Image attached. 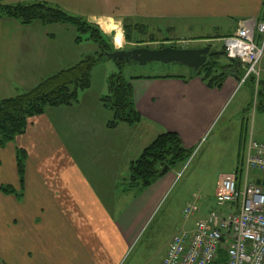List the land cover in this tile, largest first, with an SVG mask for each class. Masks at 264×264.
Returning a JSON list of instances; mask_svg holds the SVG:
<instances>
[{"label":"crops","instance_id":"obj_1","mask_svg":"<svg viewBox=\"0 0 264 264\" xmlns=\"http://www.w3.org/2000/svg\"><path fill=\"white\" fill-rule=\"evenodd\" d=\"M41 1L86 18L95 17L105 29L112 20L143 21L161 30L177 31L183 38L206 42L215 50L225 49L224 39L232 36L242 21L264 20V0ZM52 27L68 28L40 22L23 25L13 18L0 20V101L32 89L86 55L78 50L82 44L76 43L75 30L61 39ZM174 65L188 73L131 77L135 104L142 115L139 123L109 128L112 116L103 111L101 101L87 100L91 91L87 90L79 102L49 108L45 114L31 118L26 132L14 141L4 146L0 142V264L123 262L176 175L167 172L143 192L133 194L118 212L116 201L107 202L113 198L111 190L126 183L131 163L163 132H176L187 148H197L234 99L245 69H232L221 88H211L201 77L192 76L193 68ZM259 81L264 82V56ZM247 85L243 107L251 104L254 89H258L253 83ZM56 116L63 119L58 121ZM260 132L263 136L264 130ZM261 136L256 132L252 138L264 142ZM19 148L27 153L23 185L17 161ZM88 157L92 161L87 164ZM259 177L255 174L252 179ZM5 186L14 191H4ZM210 211L200 208L187 229L192 230ZM176 232L169 234L156 264L162 263Z\"/></svg>","mask_w":264,"mask_h":264},{"label":"rangeland","instance_id":"obj_2","mask_svg":"<svg viewBox=\"0 0 264 264\" xmlns=\"http://www.w3.org/2000/svg\"><path fill=\"white\" fill-rule=\"evenodd\" d=\"M85 20L88 21V18ZM91 24L98 26L100 30L104 28L96 22ZM123 25L125 43L124 47L119 49L130 50L138 47L156 49L166 46L201 48L210 46V53L223 51L215 50L211 45L206 44V42L197 41L198 39L196 38H183L184 36L177 31L172 32L167 28L161 30L153 23L143 21L134 22L130 19H124ZM66 26L70 29H64L67 30L65 32L61 27H52L54 28L53 32L55 34L57 33L61 39L63 37H70L71 30H75V28L70 25ZM102 32L110 40L111 45H113V38L116 35V30H112L108 33L106 31ZM256 36L258 37L257 33ZM61 44L64 45V42L61 41L60 45ZM80 44L82 45L78 47V50H83L86 55L94 53L99 49L98 45L90 40H84ZM113 49L118 50L115 47H113ZM219 64L232 65L231 60L226 56L220 58ZM178 66L179 65H174V63H162L158 61L142 65L136 61H132L125 64L123 74L126 78L130 79L133 76L147 73H188L184 68ZM118 72L119 65L115 59L106 58L98 63L92 72L91 87L88 89L91 91H88L90 93H88L87 100L91 102L99 100L103 103L102 99L109 94V78L111 75ZM246 84L248 83H243L240 86L238 85L239 88L234 95V99L231 100L226 109L220 113L205 140L195 148V152L190 160L185 163L177 164L168 170V172H175L176 179L174 184L149 220L143 225L135 243L130 247V250L121 264H156L163 255L161 251L171 231L179 232L183 229H187V224L191 223L199 214L198 211L191 218H184L183 209L189 203H195L198 205L199 209L201 208L206 211L213 209L226 212L230 210L227 207H218L217 205L216 190L218 183L224 174L233 172L244 166L250 138L253 136V133L256 132L261 136L260 131L261 129L264 130V111H256L255 109L258 102V95L256 96L257 88L254 89L255 92L251 104L243 107V102L248 96L246 93ZM247 86L250 87L251 83ZM83 92L85 91L80 92L81 99ZM102 109L108 116H112V110L103 106ZM56 119L61 121L63 118L56 116ZM242 121H245L243 127L241 126ZM60 132L62 133L61 128ZM261 138L264 140V135L261 136ZM80 143L84 142L81 141ZM84 147L85 146H83V148ZM85 159L88 161L86 162L87 164L92 161L91 157ZM253 175H255V173L251 176ZM126 186L127 183H124L121 188L111 190L113 198H110L107 202L116 201V212L125 208L130 202L133 194H138L136 190H133L134 193L131 192L130 195H127L126 192H129V190L126 189ZM232 210L233 209L230 211Z\"/></svg>","mask_w":264,"mask_h":264},{"label":"trees","instance_id":"obj_3","mask_svg":"<svg viewBox=\"0 0 264 264\" xmlns=\"http://www.w3.org/2000/svg\"><path fill=\"white\" fill-rule=\"evenodd\" d=\"M4 18L16 19L23 25H31L35 22L44 25H70L76 31V43L80 44L84 40H90L97 44L99 49L85 55L76 63L47 76L32 89L1 100L0 142L2 146L24 134L31 118L45 114L49 108L70 106L79 102L80 92L91 87L92 72L95 66L107 58L106 52L114 51L110 40L98 26L89 24L84 16L68 12L57 4L41 0L16 3L0 0V20ZM224 56L228 57L225 49L221 52L210 53L207 62L192 76L201 77L211 88H221L232 69L240 70L244 66L243 77L246 73V66L240 60L229 57L231 66L220 65V58ZM116 61L119 65V72L110 76L109 94L102 99L103 105L113 113L108 122L109 128H115L121 123L134 125L142 120V115L135 104L132 78L128 79L123 74V68L127 62L120 59ZM245 83H253L254 87L258 85L257 107L259 110H264V82H260L256 76L251 75ZM194 152L195 149L184 145L178 133L171 131L161 133L131 163L126 189L136 190L138 193L143 192L168 172H163L164 166H169L171 169L177 164L185 163L190 160ZM26 160V151L19 148L17 161L22 185L25 180ZM237 173L240 177L239 186H241L244 166L238 168ZM256 182L261 184L264 179L259 177ZM3 190L14 191L11 186H5ZM225 262L226 254L221 251L216 264H226Z\"/></svg>","mask_w":264,"mask_h":264},{"label":"built area","instance_id":"obj_4","mask_svg":"<svg viewBox=\"0 0 264 264\" xmlns=\"http://www.w3.org/2000/svg\"><path fill=\"white\" fill-rule=\"evenodd\" d=\"M261 35L258 40L256 33ZM227 56L240 60L246 73L259 80V65L264 56V20H244L237 31L224 39ZM255 173L264 179V142L250 138L244 161L242 185L237 170L224 174L216 190L218 207L199 218L192 230L183 229L171 239L161 264H216L220 252L226 264H264V182L252 179ZM199 211L195 203L183 209L189 219Z\"/></svg>","mask_w":264,"mask_h":264},{"label":"water","instance_id":"obj_5","mask_svg":"<svg viewBox=\"0 0 264 264\" xmlns=\"http://www.w3.org/2000/svg\"><path fill=\"white\" fill-rule=\"evenodd\" d=\"M211 47L202 48H178L166 46L161 48L138 47L130 50L118 49L113 52H106L108 59L125 60L127 63L136 61L142 65L150 62L179 63L193 68L200 69L208 60ZM169 166H164L163 172H167Z\"/></svg>","mask_w":264,"mask_h":264},{"label":"clouds","instance_id":"obj_6","mask_svg":"<svg viewBox=\"0 0 264 264\" xmlns=\"http://www.w3.org/2000/svg\"><path fill=\"white\" fill-rule=\"evenodd\" d=\"M95 22V17H89L88 23L91 24ZM107 30L108 32H111L112 30H116V35L113 38V47L119 49L124 47L125 43V31H124V25L122 20H112L107 26V29L102 28L101 31Z\"/></svg>","mask_w":264,"mask_h":264}]
</instances>
